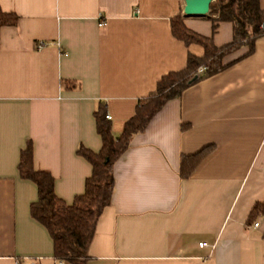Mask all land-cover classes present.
Here are the masks:
<instances>
[{"label":"crops","instance_id":"obj_1","mask_svg":"<svg viewBox=\"0 0 264 264\" xmlns=\"http://www.w3.org/2000/svg\"><path fill=\"white\" fill-rule=\"evenodd\" d=\"M183 7L184 0H0L18 17L0 29V264H57L49 232L31 216L37 186L19 171L28 144L33 170L48 172L56 197L71 205L92 172L77 150L101 149L93 113L104 107L118 137L163 76L184 69L188 54L203 56L202 47L173 37L170 20L180 15L216 48L232 41L231 23L213 32L211 12L186 17ZM206 147L210 154L181 180L180 158ZM113 175L87 264H264V217L247 224L264 201V38L251 56L166 103Z\"/></svg>","mask_w":264,"mask_h":264},{"label":"trees","instance_id":"obj_2","mask_svg":"<svg viewBox=\"0 0 264 264\" xmlns=\"http://www.w3.org/2000/svg\"><path fill=\"white\" fill-rule=\"evenodd\" d=\"M210 12L214 15L211 19L213 32L219 22L232 24L233 39L229 44L216 48L210 39L188 30L180 15L175 16L170 20L173 37L186 47H202L203 56L198 58L188 54L184 69L163 76L157 82L155 91L138 101L134 115L124 123L118 137L111 132L104 107L100 106L93 113L96 132L101 139V149L98 152L83 147L77 150V155L91 165L92 172L85 180L83 193L71 205L56 197L53 190L54 180L48 172L33 170L31 145L28 144L21 153L20 174L33 181L38 190L37 202L30 208L31 216L49 232L57 261L65 264H87L88 248L97 222L104 209L111 204L115 184L113 167L128 150L132 138L144 132L166 103L178 99L187 88L199 81L215 76L251 56L255 43L264 38V7L261 8L259 0H214ZM17 21L16 15L4 13L0 8V29L14 26ZM243 48L247 49L243 56L225 62L227 57ZM200 68L203 69V74L197 76ZM211 150V147H206L194 155L182 156L179 178H190ZM260 216L264 217V201L253 206L247 224H252Z\"/></svg>","mask_w":264,"mask_h":264},{"label":"water","instance_id":"obj_3","mask_svg":"<svg viewBox=\"0 0 264 264\" xmlns=\"http://www.w3.org/2000/svg\"><path fill=\"white\" fill-rule=\"evenodd\" d=\"M214 0H184L183 14L186 17H205L210 13Z\"/></svg>","mask_w":264,"mask_h":264},{"label":"built area","instance_id":"obj_4","mask_svg":"<svg viewBox=\"0 0 264 264\" xmlns=\"http://www.w3.org/2000/svg\"><path fill=\"white\" fill-rule=\"evenodd\" d=\"M105 25V23L104 22H100L99 23V27H103ZM44 46V43H42V42H39V43H37V45H36V48L37 49H40V48H42ZM203 74V69L202 68H200L199 70H198V72H197V76H200V75H202ZM106 119L108 120V121H111V118H110V116H106ZM255 226H257V224H255ZM206 246V244H204V243H200L199 244V247L200 248H202V247H205ZM57 264H65L64 262H60V261H57Z\"/></svg>","mask_w":264,"mask_h":264}]
</instances>
